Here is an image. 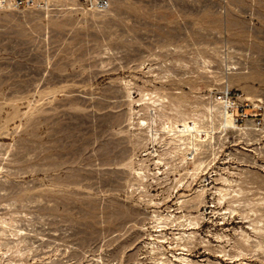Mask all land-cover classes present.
<instances>
[{
	"label": "rangeland",
	"instance_id": "1",
	"mask_svg": "<svg viewBox=\"0 0 264 264\" xmlns=\"http://www.w3.org/2000/svg\"><path fill=\"white\" fill-rule=\"evenodd\" d=\"M94 1L0 10V264H161L151 243L174 260L179 230H164L169 240L158 243L154 211L177 212L178 198L202 187L207 199L225 175L233 191L224 206L234 201L235 214L206 212V199L178 214L202 213L197 237L211 241L190 257L264 264V232L249 226L264 228V0H108L103 12ZM222 88L249 100L261 130L230 132L223 164L205 176L156 165L169 159L135 134L150 113L135 101L159 91L205 126V96ZM141 164L150 171L143 185L130 168ZM175 178L184 185L174 189Z\"/></svg>",
	"mask_w": 264,
	"mask_h": 264
},
{
	"label": "bare ground",
	"instance_id": "2",
	"mask_svg": "<svg viewBox=\"0 0 264 264\" xmlns=\"http://www.w3.org/2000/svg\"><path fill=\"white\" fill-rule=\"evenodd\" d=\"M49 2V1H48ZM235 69V68H234ZM159 92V91H158ZM156 90L155 92H148L142 93L141 98L136 100L135 102L138 103L139 106H143L147 112L150 111L154 113H149V118L146 119H140L138 122L139 132L135 133L137 136H141V134L147 135L150 141L153 143H157L160 145L162 156L163 158L168 157L167 162H163L161 159H159L156 162V165L163 164L166 166L173 165L174 171L177 170V166L182 167L184 170H186V174L190 175L191 178H196V176L202 172L204 168V162L201 159L195 160L193 164V169L189 168V163L185 161V152L189 148H195L199 149L201 146L202 139L199 136L202 134L203 130L205 128H208L207 125L203 126L202 124H198L194 121L193 118L188 117L187 119L184 118V115H180L179 112L180 105L173 104L170 99L166 95L159 94ZM169 104V105H168ZM169 106V107H168ZM207 110V109H206ZM181 116V117H180ZM183 117V118H182ZM205 119L208 120V115L206 112ZM211 128L215 129V126L213 124H209ZM207 131V130H205ZM140 139H143L140 137ZM157 152L158 151H154ZM174 164H173V162ZM141 168L134 169L132 166L130 167L131 170L134 172V174L137 176V181L140 183V185H143L144 182L148 180V174L150 171L148 168L143 167V165H140ZM161 175L162 172L159 169L155 175ZM177 181V185L174 189L177 187H182L183 179L175 178ZM221 183L223 186L218 187L217 190L214 192L215 196H217L218 205H225V201L229 199L228 195L231 194V191H233L232 184L233 180H230L225 177H221ZM191 187V183H188L187 188ZM179 191V189H178ZM195 196L186 199L189 195H187L184 199L182 197L178 198V203L180 205L179 210L177 212H174L171 208L168 209L167 214H162L159 211H154V215L152 216V219L155 223L154 228L157 229V232L161 233V237H157L158 243L165 244L169 238L163 233L164 230L168 228H173V230H179V232L174 234L173 240H176V247H180L179 250L181 251L179 254H172V257L174 260L170 259L169 256L164 252V247L162 245H158L157 243H151L153 249L152 251L155 252L158 250V252L161 251V264H202L198 261H195L190 257V251L193 246L196 245V243L202 244L207 250H209V246L211 244V241L209 239L201 238L198 239V233L196 230L200 227L202 218V213L199 215H194L191 213L188 214H182L178 215L179 213H182L181 210L184 205L188 204L189 209L199 211L200 207H205L206 205V196H207V189L205 187L199 188L195 190ZM207 200V199H206ZM153 202V201H152ZM154 204H156L154 202ZM221 204V205H220ZM228 204V202L226 203ZM235 204L234 201H229V207L228 209H224V213H221L220 215H223L225 218L226 214H235L236 210H234L233 205ZM227 209V211H226ZM214 212V211H213ZM212 212V213H213ZM217 212V211H216ZM219 212V211H218ZM217 214V213H215ZM261 221H259L257 224L255 222L250 223V227L254 232L261 233L264 232V228L258 227ZM6 225V222L0 218V226ZM257 226V227H255ZM237 237L241 240L244 247H250L252 242V236L246 232L243 229H240V231H236ZM218 239L227 238L228 235L226 234H216ZM151 239L153 240L154 236L150 235ZM259 245L258 247L264 251V247L260 241H258ZM221 248V247H220ZM173 249V247L171 248ZM238 254L235 255V257H242L246 253L244 252L243 248H238ZM219 253L222 256H228L229 259H233L229 252L225 249V247L221 248L219 250ZM222 258V257H221ZM226 260V259H225ZM240 260V259H238ZM208 264H223L222 262H216L211 263L209 261ZM239 264H249L246 261H243Z\"/></svg>",
	"mask_w": 264,
	"mask_h": 264
},
{
	"label": "built area",
	"instance_id": "3",
	"mask_svg": "<svg viewBox=\"0 0 264 264\" xmlns=\"http://www.w3.org/2000/svg\"><path fill=\"white\" fill-rule=\"evenodd\" d=\"M40 0H0V10L19 11L23 9L33 8L39 5ZM90 8L99 12L105 11L109 7L108 0H97L89 2ZM207 103L208 120L205 128L199 136L202 139L199 149L189 148L185 152V161L192 164L195 160L201 159L204 162L203 176L207 175L208 171L220 161L222 154L228 149L229 134L232 131H240V126L251 124L255 132H259L263 126L262 120L257 115L247 114L251 108L249 100L243 98L240 93H235L229 88L211 91L205 96ZM213 124L214 128L209 127ZM207 130V131H205ZM225 163V162H224ZM228 178L227 175L221 176ZM221 179V178H220ZM210 197V195H212ZM210 197V198H209ZM208 206L204 210L210 212L214 209H220L222 212L226 206H219L218 200L215 201L214 191L207 198Z\"/></svg>",
	"mask_w": 264,
	"mask_h": 264
}]
</instances>
